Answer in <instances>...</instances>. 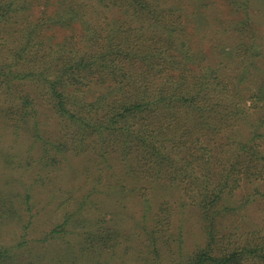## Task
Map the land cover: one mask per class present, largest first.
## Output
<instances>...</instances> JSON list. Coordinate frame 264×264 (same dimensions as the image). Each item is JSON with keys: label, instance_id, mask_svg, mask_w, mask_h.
Returning a JSON list of instances; mask_svg holds the SVG:
<instances>
[{"label": "rangeland", "instance_id": "obj_1", "mask_svg": "<svg viewBox=\"0 0 264 264\" xmlns=\"http://www.w3.org/2000/svg\"><path fill=\"white\" fill-rule=\"evenodd\" d=\"M132 1L0 0V59L10 58L9 50L20 46L34 24L32 38L43 39V46L29 45L12 70L25 72L22 64L46 59L29 63L30 54L57 56L49 46L56 49L64 39L81 42L85 29L104 36L107 26H115L120 41L159 32L154 37L162 57L184 60L200 73L205 93L222 90L228 102L238 92L241 105H257L254 110L264 115V0H144L152 20L157 16L165 26L157 31L152 20L135 15ZM13 82L17 91L42 96L35 114L23 118L15 108L21 102L0 92V264H185L206 248L207 218L194 193L201 190L204 172L180 161L194 137L203 147L204 129L200 137V129L187 136L185 126L170 123L175 110L152 102V113L135 110L115 134L88 129L78 135L50 109L32 78ZM99 85L85 90L84 98L99 99L101 107L108 98L106 86ZM144 134L158 141L159 153L177 158L173 169L152 163V151L139 139ZM213 135H230L237 144L248 140L249 128L239 122ZM259 144L264 149V137ZM253 183L217 203L222 213L213 251L233 241L264 243V181Z\"/></svg>", "mask_w": 264, "mask_h": 264}, {"label": "trees", "instance_id": "obj_2", "mask_svg": "<svg viewBox=\"0 0 264 264\" xmlns=\"http://www.w3.org/2000/svg\"><path fill=\"white\" fill-rule=\"evenodd\" d=\"M147 2H131V9L142 22L152 20V11L148 10ZM3 14L5 13H0V17ZM36 27L34 24L25 32L20 46L9 50L10 58L7 54L6 58L0 59V92L11 100L21 102L15 107L20 110V115L23 118L33 116L36 112L34 103L42 95L37 92L34 98L29 91H17L13 82L17 77L28 80L32 78L35 84L40 85V91L50 109L61 120L71 123L78 135L88 129L109 130V134H115L116 126L118 130L123 129L127 121L135 117V110L143 109L152 113L147 107V104L152 102L154 105L163 104L175 110V117L170 122L172 127L185 126L187 136L192 137L194 129H200L199 137L201 129H204L206 132L201 138H207L201 148L200 138L194 137L195 140L188 144L187 150L180 157V161L186 160L188 165L204 172L201 190L194 193L199 198V210L207 218L205 233L208 236L206 248L185 264H247L245 260L251 261L252 264H264V243L250 245L248 240H242L227 244L228 249L213 251L212 248L215 242V223L222 213L216 207L221 197H229L241 184L264 181V149L259 144V140L264 137V115L258 112L259 109L254 110L257 105L251 108L241 105L237 101L238 92L228 102L223 99L222 90L205 93V80L200 73L191 70L184 60L180 62L179 58L171 57L172 55H169L170 60L162 57L164 51L162 47L157 46L154 37L159 35V32L142 40L129 38L120 41L115 26H107L110 29L104 36L95 30L90 34L85 29L86 35L81 42L64 39L56 49L49 46L48 51L57 50V56L47 54V57H38L36 54H30L27 58L29 63L42 57L46 59L41 63H21L28 69L25 72L17 68L12 70L18 61H23L22 56L29 45L37 50L43 46V39L32 38L36 36ZM152 27L156 31L159 27L165 28L157 16L152 20ZM167 45L171 46L172 41L168 40ZM130 47L132 52L128 51ZM38 65L40 66L37 67ZM140 65H144L143 70ZM140 71L143 73H139ZM101 83L106 86L105 98L108 100L98 107L99 99L85 100L84 91L100 87ZM28 84L32 85L30 82ZM81 93L84 102L78 97ZM101 114L103 115L100 116ZM188 114L189 119L186 122L184 120ZM255 115L257 117L254 122H247ZM239 122L246 123L249 128L247 141L236 144L229 141L230 135L225 139H217L213 135L215 130L234 128ZM147 135L149 134L138 138L152 151V163L173 169L178 162L177 158H173L171 153H159L155 147L158 141L151 142V136H148L147 140ZM234 145L236 147H233ZM195 152H200L196 158ZM212 180L215 181L211 183Z\"/></svg>", "mask_w": 264, "mask_h": 264}]
</instances>
